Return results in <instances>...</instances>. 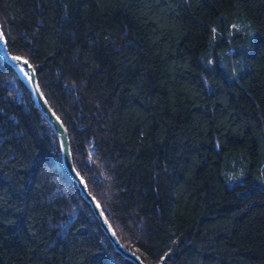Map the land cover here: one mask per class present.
<instances>
[{
  "label": "trees",
  "instance_id": "1",
  "mask_svg": "<svg viewBox=\"0 0 264 264\" xmlns=\"http://www.w3.org/2000/svg\"><path fill=\"white\" fill-rule=\"evenodd\" d=\"M76 168L147 264H264V0H0ZM0 264H135L0 54Z\"/></svg>",
  "mask_w": 264,
  "mask_h": 264
},
{
  "label": "water",
  "instance_id": "2",
  "mask_svg": "<svg viewBox=\"0 0 264 264\" xmlns=\"http://www.w3.org/2000/svg\"><path fill=\"white\" fill-rule=\"evenodd\" d=\"M0 54L16 68L21 78L31 88L37 105L39 106L45 117L48 119V121L52 124L58 135L65 168L77 182L81 194L92 205V208L99 218L104 231L108 234L116 250L122 253L125 257L131 259L135 264H147L137 252L128 248L122 243L116 233L115 228L104 212L102 204L89 190L86 179L81 175V173L75 166L71 149V139L67 127L65 126L62 118L58 115V113L55 111V109L52 107L47 97L45 96L38 80L37 71L33 64L27 58L19 54L11 53L9 51L8 40L4 35L1 24Z\"/></svg>",
  "mask_w": 264,
  "mask_h": 264
},
{
  "label": "bare ground",
  "instance_id": "3",
  "mask_svg": "<svg viewBox=\"0 0 264 264\" xmlns=\"http://www.w3.org/2000/svg\"><path fill=\"white\" fill-rule=\"evenodd\" d=\"M4 58V57H3ZM5 59V58H4ZM46 96V95H45ZM50 103V102H49ZM77 183V182H76ZM84 197V196H83ZM108 235V234H107ZM109 237V236H108Z\"/></svg>",
  "mask_w": 264,
  "mask_h": 264
},
{
  "label": "snow or ice",
  "instance_id": "4",
  "mask_svg": "<svg viewBox=\"0 0 264 264\" xmlns=\"http://www.w3.org/2000/svg\"><path fill=\"white\" fill-rule=\"evenodd\" d=\"M17 59H19V58H17Z\"/></svg>",
  "mask_w": 264,
  "mask_h": 264
}]
</instances>
